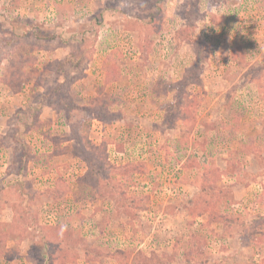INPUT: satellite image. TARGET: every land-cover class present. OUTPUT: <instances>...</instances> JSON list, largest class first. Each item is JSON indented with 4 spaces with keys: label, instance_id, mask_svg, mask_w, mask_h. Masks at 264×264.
<instances>
[{
    "label": "rangeland",
    "instance_id": "obj_1",
    "mask_svg": "<svg viewBox=\"0 0 264 264\" xmlns=\"http://www.w3.org/2000/svg\"><path fill=\"white\" fill-rule=\"evenodd\" d=\"M0 264H264V0H0Z\"/></svg>",
    "mask_w": 264,
    "mask_h": 264
}]
</instances>
